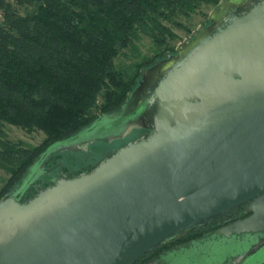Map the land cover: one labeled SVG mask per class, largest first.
<instances>
[{
	"label": "water",
	"instance_id": "water-1",
	"mask_svg": "<svg viewBox=\"0 0 264 264\" xmlns=\"http://www.w3.org/2000/svg\"><path fill=\"white\" fill-rule=\"evenodd\" d=\"M129 130L147 133L88 172L36 184L52 155ZM242 206L245 218L144 264L190 251L204 264H264V0H221L208 25L141 71L118 112L50 145L0 198V264H135ZM231 242L247 245L229 252Z\"/></svg>",
	"mask_w": 264,
	"mask_h": 264
},
{
	"label": "trees",
	"instance_id": "trees-1",
	"mask_svg": "<svg viewBox=\"0 0 264 264\" xmlns=\"http://www.w3.org/2000/svg\"><path fill=\"white\" fill-rule=\"evenodd\" d=\"M220 1L0 0V172L7 176L0 198L14 191L50 145L77 134L99 116L118 112L127 94L136 87L141 71L166 51L174 53L169 43L179 37L172 28L189 32L182 21L190 20L202 7L215 9ZM142 36L162 53L135 64L136 71L129 76L116 67L115 59L125 50L137 54V42ZM5 125L28 133L41 132L44 138L34 147L14 142L8 138ZM146 133L133 131L132 140ZM132 140H121L119 146ZM98 145L107 148L104 143ZM90 151L93 156L103 150L93 147ZM64 153L52 155L45 168ZM64 164L63 173L72 169L67 166L73 164L70 157ZM50 175L44 174L36 184L43 188L52 185L54 177ZM77 175L70 172L68 178ZM45 178H50V185L43 184ZM35 193V187L30 186L22 201ZM241 212L242 209L235 210L157 248L135 264H144L162 251L227 225L241 217Z\"/></svg>",
	"mask_w": 264,
	"mask_h": 264
},
{
	"label": "rangeland",
	"instance_id": "rangeland-1",
	"mask_svg": "<svg viewBox=\"0 0 264 264\" xmlns=\"http://www.w3.org/2000/svg\"><path fill=\"white\" fill-rule=\"evenodd\" d=\"M11 1V0H9ZM213 11V8L211 7H202L199 11L198 14L193 15L190 20L188 21H182V23L184 24V26L187 27V29L189 30V32H185L182 30H178L177 28H172L173 32L177 34V36L179 37L178 41L169 43L170 47H173V50L175 51L176 46L181 43L183 40L189 38L191 36V33L196 31V29L199 26H203L208 24V17L211 14V12ZM137 47H138V53L134 54L132 52H130L129 50H125L123 52V54L119 55L116 59H115V65L117 68L119 69H124L123 71H125L129 76H132L134 74V72L136 71L134 66L137 63H141L143 60L151 58L155 53H160L162 51V49L158 48V46H156L154 43H152V41L146 37H141L140 41L137 42ZM167 53H171L170 50L166 51ZM162 53V52H161ZM165 54H161L158 58H163ZM132 130V129H131ZM5 131L7 133L8 138L11 141L14 142H22L25 145L28 146H38L44 136L41 132H32V133H28L25 130L13 126V125H5ZM136 131V130H133ZM133 131L131 132L130 130L128 131L127 135L125 136V140L127 141L132 140L133 137ZM102 135V134H100ZM142 136V134H137L136 138H140ZM136 138H134L132 141H135ZM124 139H120V140H112L110 143H104V145L107 146V148L105 146L102 145H98L102 144L101 142H96L92 145L87 146L84 149H80L79 151L75 152V153H70V152H65L64 154L59 155L56 157L55 162L54 163H58L59 162L63 165L64 162H66L67 158L70 157L71 162H73L72 165H67L69 166L70 169L69 171H66L65 173H72L73 175H77V174H81L84 171L93 168L94 166L98 165L101 161H103L104 156L107 155L108 153H110L112 150L116 151V149H119V147L121 148L122 146H119L121 140ZM129 141V142H132ZM129 142H127L125 145H127ZM93 147H101V149L103 151H101V153L99 155H93L91 156V149ZM104 147V148H103ZM117 147V148H116ZM90 156V157H89ZM103 157V158H102ZM71 164V163H70ZM65 166V164L63 165ZM37 173V172H36ZM39 172L36 174L38 175ZM7 178V176L3 173L0 172V189L4 184V180ZM239 245H237L236 243H228L225 248L227 249V251L232 252V251H237V250H243L246 248V243H238ZM209 254H215V252L212 249H208ZM205 253L207 254L208 252L205 251ZM178 260L177 262H175V264H204L207 260L206 257H202L200 256L197 252L195 251H190L187 253H182L180 256H178Z\"/></svg>",
	"mask_w": 264,
	"mask_h": 264
},
{
	"label": "flooded vegetation",
	"instance_id": "flooded-vegetation-1",
	"mask_svg": "<svg viewBox=\"0 0 264 264\" xmlns=\"http://www.w3.org/2000/svg\"><path fill=\"white\" fill-rule=\"evenodd\" d=\"M206 25H208V24H206ZM206 25H203V26H206ZM199 27H201V26H199ZM197 30V29H196ZM190 38V37H189ZM188 39V38H187ZM167 54H174V53H167ZM51 167H55L50 173H48V174H51L50 175V178H52V177H54V178H57L58 177V173L59 172H61L62 173V175L64 176V177H66V178H68V174H66V173H63L61 170L63 169V165L59 162V164L58 163H54L52 166H48L47 167V169H49V168H51ZM54 171H56V174L55 175H53V172ZM40 178V177H39ZM49 178V179H50ZM49 179H43V184L44 185H50L51 184V182H49ZM42 180H40V182H41ZM244 208H245V206H242V207H240L239 209H242V216L241 217H239V218H235V220H233V221H236V220H239V219H243V218H245L246 216H247V214H245L244 213ZM239 209H237V210H239ZM232 221V222H233ZM231 223V222H230ZM205 234V233H204ZM200 237V236H199ZM198 238V237H197ZM197 238H193V239H197ZM189 241V240H188ZM163 252V251H162ZM156 256V255H155ZM154 257V256H153ZM152 257V258H153ZM151 259V258H150ZM148 261V260H147Z\"/></svg>",
	"mask_w": 264,
	"mask_h": 264
}]
</instances>
